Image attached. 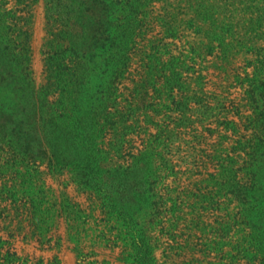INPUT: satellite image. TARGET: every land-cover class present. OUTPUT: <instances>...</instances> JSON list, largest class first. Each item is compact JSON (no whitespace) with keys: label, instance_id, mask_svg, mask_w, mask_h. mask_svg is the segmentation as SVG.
I'll return each instance as SVG.
<instances>
[{"label":"rangeland","instance_id":"1","mask_svg":"<svg viewBox=\"0 0 264 264\" xmlns=\"http://www.w3.org/2000/svg\"><path fill=\"white\" fill-rule=\"evenodd\" d=\"M0 1L7 10L20 8L19 14L28 19L25 48L0 57V133L6 139L0 145V240L10 242L3 244L4 250L11 248L21 257L12 264H128L123 259L129 250L122 241L114 245L105 238L92 240L104 225L116 224L107 222L105 210L115 205L132 217L152 212L141 206L149 187L161 201L179 182L186 200L184 192L210 189V173L220 171L213 156L232 146L236 136L228 121L244 123L242 116L252 112L248 104L242 106L245 82L255 77L256 61L264 58V51L226 56L220 39H213L212 27L213 13L220 26L232 15L239 21L244 3L230 0L235 5L227 7L224 0H132L139 14L116 30L121 43L125 35L131 36L130 60H124L127 65L116 80L118 102L111 104L113 113L106 121L95 119L85 106L63 115L66 90L65 82H59V56L65 44L81 51L92 28L80 1ZM255 4L264 6V0ZM129 7L118 12L121 18ZM252 11L247 18L264 16ZM168 12L181 23L176 33H171ZM193 17L204 32L191 25ZM223 29L217 31L226 34ZM60 31L65 39L57 36ZM253 42L264 47V34ZM258 73L264 82V69ZM232 100L242 106V114L231 106ZM25 179L17 195L21 201L3 199L9 197L7 188ZM31 197L42 199L34 217ZM227 201L222 199L221 209H214L212 200L200 208L205 224L193 223L199 210L187 206L176 229L153 225L155 260L148 264H264V235L247 251L250 227L234 222L236 216L239 222L249 214H239L238 199L229 205ZM224 218L230 228L213 230Z\"/></svg>","mask_w":264,"mask_h":264},{"label":"trees","instance_id":"2","mask_svg":"<svg viewBox=\"0 0 264 264\" xmlns=\"http://www.w3.org/2000/svg\"><path fill=\"white\" fill-rule=\"evenodd\" d=\"M79 1L81 13L92 28L81 51L75 50L70 44H65L59 56L63 70L59 82H65L64 87L66 90L63 100V115L66 117L69 115V108L78 111L81 110L82 106H85L95 119L102 118L109 121V117L113 113L111 104L118 102L117 97L114 98V96L120 82H116V80L121 75L122 67L127 65L124 60H130L131 49L128 47L131 36L125 35L126 40L121 43L116 30L124 29L125 23L127 26L130 25L133 17H137L139 12L136 10L137 7L131 4L132 0ZM241 1L244 3L241 9L244 16L239 21H235L233 19L234 15H232L227 17L228 20L221 22L223 25L220 26L214 13L212 16V27L216 33L213 39H220V46H225L226 56H234L252 50L264 51L263 46L258 47L253 42L264 34V16L259 19L254 18L252 14L251 17L247 18L250 10H260L264 13V6H257L255 4L256 0H249V3ZM224 3L227 7L235 5V2L230 0H224ZM126 5L130 6L128 14L121 18L118 12L125 10ZM222 9H226L225 6H219V10L223 14L227 13L226 10ZM21 11L20 8L7 10L4 1H0V57L5 56L8 58L14 51L19 49L21 52L25 48L24 39L28 38L26 29L28 19L25 15L19 14ZM167 16L173 29L171 33H176L181 27V23L178 22L177 16L172 12H168ZM189 20L198 32L205 31L204 27L196 22L194 17ZM189 20H185V22L187 23ZM141 23L142 20L139 21L140 26L143 24ZM218 28H226L223 30L228 35L220 34L217 31ZM57 36L65 39L61 31ZM214 40L212 41L214 42ZM256 62L255 77H248L251 82H245L248 86L247 97L243 98L246 103L242 105L246 106L248 104L252 112L242 116V120L244 117V123L238 124L236 121H228V123L233 124L236 136L233 139L232 146L219 149L216 155L213 156L218 166H220V171L210 173L212 178L211 188L199 190L198 193L191 191L189 195L184 192L187 197H191L190 200L189 198L186 200L178 190L179 182L175 188L169 189L171 193L167 200L161 201L154 198L157 195L150 193L154 188L149 187L148 194L143 198L141 206L142 208L151 207L152 212L145 211L132 217L126 212H119L113 205L114 208H108L105 213L109 215L107 222L113 221L116 224L104 225V228L98 234H93L92 240L99 237L105 238L107 243H113L114 245L122 241L124 248L129 250L127 257L123 259L124 262L128 264H148L150 261L155 260L153 248L150 245L151 227L153 225L165 224L166 226H162L164 231H166L165 229H176L186 214L184 207L187 206L199 210L195 212L196 218H193L192 222L196 225L205 224L204 214L200 212V208H207L206 202L212 200V205H215L214 209H219L222 199L225 197L228 200L227 205L234 201V198L239 200L240 215L243 212L249 214L247 220L245 219L246 215H241V221L239 222L236 216L234 223H243L250 227L246 235V242L249 244L246 248L247 251L252 246L257 247L259 243L257 239L264 235V232L259 231L264 227V82H259L261 75L259 77L258 73L264 69V58L259 57ZM236 104L232 100L231 106L235 108L238 114H242V106ZM2 127V129L6 128L5 125H2ZM104 130H102L103 133ZM1 135L2 133H0V145H5L6 139ZM8 149H11V146H8ZM16 155L18 153L15 155L10 154L9 158L11 157L13 160ZM11 159H7V162H10ZM26 182L28 180L25 179L22 184H15L7 188L9 197L3 199L10 198L14 204H17L18 201L23 199L17 195ZM29 182L30 185H33L31 180ZM42 191V188H39L37 193ZM174 191L175 196L172 194ZM191 200L193 201L191 202ZM30 201L35 208L31 213H34L32 214L33 217L37 216L39 214L37 208L42 203V199L35 200L31 197ZM168 203H170L169 206H167ZM17 209L19 211V208ZM27 215L29 216V213ZM139 217L140 219H138ZM223 220L217 221L219 226L214 227L213 230H219L221 227L224 230L229 229L231 224L225 218ZM84 231L87 232L88 230ZM80 233L78 232V237ZM85 235L89 237L90 234ZM169 235L173 234L170 233ZM171 237L172 239L175 238L174 236ZM0 243H2V246H0V264H12L21 259L17 252L12 251L11 248L4 250V245L10 244L9 241L0 240ZM79 243L78 240L77 245Z\"/></svg>","mask_w":264,"mask_h":264}]
</instances>
